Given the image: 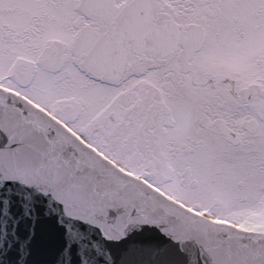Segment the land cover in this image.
<instances>
[{"label":"snow or ice","instance_id":"6c2138e0","mask_svg":"<svg viewBox=\"0 0 264 264\" xmlns=\"http://www.w3.org/2000/svg\"><path fill=\"white\" fill-rule=\"evenodd\" d=\"M0 264H264V0H0Z\"/></svg>","mask_w":264,"mask_h":264}]
</instances>
